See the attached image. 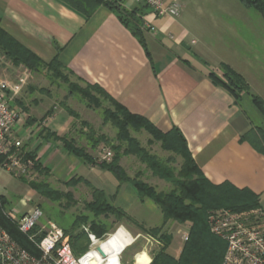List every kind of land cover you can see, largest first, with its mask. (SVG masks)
Here are the masks:
<instances>
[{"label": "crops", "instance_id": "0c3cea01", "mask_svg": "<svg viewBox=\"0 0 264 264\" xmlns=\"http://www.w3.org/2000/svg\"><path fill=\"white\" fill-rule=\"evenodd\" d=\"M225 1L179 0L182 14L174 20L157 17L139 0H122L126 9L141 11L150 56L131 29L105 6L87 18L59 0H0V26L36 55L58 57L76 80L98 86L163 133L179 129L210 183L250 190L259 196L264 213V154L245 137L253 126L231 94L209 78L222 65L254 77L255 59L260 57L256 53L264 48V22L239 0L233 8ZM48 123L61 137L69 133L73 117L61 110ZM19 128V139H29L28 131ZM26 145L36 150L37 160L51 175L59 163L81 162L55 141ZM58 158L60 162L54 163ZM51 164L56 166L51 169ZM85 165L91 171L98 168ZM119 190L130 193L129 200L125 196L114 203L130 219L125 220L140 230L163 224L162 216L160 225L145 227L141 222H152L158 205L141 199L132 185ZM145 206L148 216L142 210Z\"/></svg>", "mask_w": 264, "mask_h": 264}, {"label": "rangeland", "instance_id": "374dc122", "mask_svg": "<svg viewBox=\"0 0 264 264\" xmlns=\"http://www.w3.org/2000/svg\"><path fill=\"white\" fill-rule=\"evenodd\" d=\"M236 2L239 1H225L231 8L234 7L233 4L235 5ZM252 12L255 14L257 21L259 20L257 18H260L264 22L260 14ZM130 22L133 24L132 21ZM257 48L256 46L255 51L258 50ZM259 50L260 52H255L260 56V59H255L256 71L252 79L246 78L228 67L242 77L245 88L248 90L240 92V97L235 98L237 105L247 119L250 120L253 130L261 129L264 131V116L253 103L255 98L264 102V95L261 94L263 93L262 90H264V48L259 47ZM38 58L39 60L35 62L37 71L31 72L21 65L13 64L5 54V51L0 48V79L10 84L11 89L8 91V95L13 98V106L19 112L23 131H26V133L28 131L27 135H30L29 139L27 137L23 138V145L25 144L24 146H26L24 150L31 153L35 152L30 148L28 149L26 145L31 144V141L43 143L54 141L55 139L52 135L54 133L49 128L48 122L55 113L70 109L76 117H73V125L69 133L61 137L68 138V140L75 138L79 145L88 147L86 134L94 131L96 138L105 136L110 141L109 144L101 143L94 150L88 148V151L96 158V166H98L99 160L100 163H110L114 156L112 146L118 145L117 130L111 123L106 122L105 112H115V107L97 91L76 80L63 66H52L55 57L38 56ZM213 74L221 82L229 84V80L226 77V68L220 66L219 69L213 71ZM130 134L132 138L140 143L141 147L160 159L168 168L175 171V176H178L184 164L181 156L164 150L162 142L155 140L143 129H130ZM14 151L16 152V149ZM108 152L111 153V157L103 160V157ZM7 161L8 158H2L1 163ZM58 162H60V158L56 159L54 163ZM119 165L131 177L141 173L140 181L153 186L158 192L170 193L175 188L172 182L154 176L147 165L143 164L135 156L123 157ZM55 166V164L49 165L51 169ZM58 168L54 175L47 172L38 174L32 170L30 174L23 176H16L15 173L0 169V196L8 202V208L3 211L4 217L7 218L6 215L9 214L22 217L36 209H40L42 216L31 233L38 240L52 230L62 229L69 238L70 243L73 244L75 252L82 255L91 248V236L97 239L120 236L127 245L120 256L121 264H138L137 256L141 253H146V259L141 264H152L157 255L162 252L164 245L161 240L151 239L133 223L125 219L118 221L112 214L95 217L86 209L87 204L93 201L91 187L84 183H79L76 186L66 185L67 181H70L75 176H80L88 179L95 188L104 189L106 194L113 198L114 203L119 199L125 198V196L129 200V191L125 193L122 190L119 193V185L115 176L110 172L102 171L99 167L96 171H91L89 166L81 162L72 166L69 163H59ZM31 183L48 185L50 190L63 194V197L57 200L43 197L37 190L32 188ZM138 202L139 206H141V201ZM222 209L226 210L221 207L215 210ZM142 210L147 216L149 215V207L145 206ZM215 210L213 209V211ZM151 215L150 221L152 222H141L145 227H155L162 223V214L159 209ZM82 217H87L88 223L75 226L76 220ZM92 221H97V223L101 224L106 223L110 227L109 233L106 234L109 237H97L91 229L90 223ZM189 228L190 223H173L172 226L168 224L163 229V232L164 230H170L174 234L173 241L166 250L168 254L175 258L180 257L183 246L189 238Z\"/></svg>", "mask_w": 264, "mask_h": 264}, {"label": "trees", "instance_id": "16d2710c", "mask_svg": "<svg viewBox=\"0 0 264 264\" xmlns=\"http://www.w3.org/2000/svg\"><path fill=\"white\" fill-rule=\"evenodd\" d=\"M69 6L71 9L90 17L100 7L105 6L114 11L118 18L139 38L144 48L148 52L145 38L144 28L142 25L141 11L128 10L124 8L122 0H59ZM240 3L248 10L257 12L264 20V0H239ZM147 6V5H146ZM125 9V10H123ZM132 21L133 24L130 22ZM0 48L5 51L7 57L15 65H21L31 72H36L35 62L39 60L38 56L22 45L18 40L11 36L0 26ZM52 66L62 67L59 58L55 57ZM226 68V77L229 84L221 82L211 72L209 78L216 86L226 89L231 96L235 98L240 97V92L248 91L245 88L244 80L241 76L234 73L228 66L222 65ZM90 89H94L107 99L115 107V112H105L106 122L111 123L117 130V146H112L114 151L113 159L110 163L101 162L97 167L104 171L112 173L119 183V188L125 184H131L138 193L141 199H150L158 205L162 212L163 224L160 227L146 230H141L153 239H159L163 243L162 252L157 255L152 264H222L227 244L213 235L210 231L208 218L209 213L216 208H225L235 213H258L262 212L260 206V199L255 193L247 189H238L235 186L224 183L221 185H213L210 183L201 172L196 161L194 160L187 141L181 131L173 128L168 133H163L155 125H153L147 118L130 113L123 105L112 99L104 90L98 86L87 85ZM236 102V99H235ZM256 108L264 116V102L255 98L253 100ZM237 104V102H236ZM72 117L76 115L70 110L65 109ZM132 130H145L155 140L162 142V148L171 151L183 158L184 164L178 176H175V171L168 168L160 159L151 155L146 149L141 147L140 143L132 138L130 134ZM54 141L63 145L64 151L68 156L79 160L85 164L96 166V158L89 153L88 148L94 150L110 141L105 136L96 138L94 131L86 134L88 140V147L79 145L76 139L60 137L52 134ZM253 146L264 154V131L261 129L251 130L245 136ZM26 148V146H25ZM135 156L143 164H146L148 169L154 176L172 182L175 186L170 193L158 192L153 186L141 182V173L135 177L129 176L125 170L119 165L121 159L126 156ZM26 159L34 161V171L38 174L47 172L50 174L48 168H44L39 160H37L35 152H27ZM2 160V158H1ZM22 180V179H21ZM79 183H84L91 187L93 201L87 204L86 209L89 210L95 217L101 215L112 214L118 221L129 219L127 214L117 208L114 204L113 198L109 197L103 189L95 188L90 184V181L83 177L75 176L70 181L66 182L67 186H76ZM32 188L38 193L51 200H57L63 197L61 193H55L50 190L48 185L31 183ZM187 201H190L187 203ZM216 207V208H215ZM8 208V202L0 196V226L5 229L12 238L26 251L32 255L38 256L40 252L37 247L30 241L29 237L22 234L17 226L10 220L4 217L3 211ZM87 217L78 218L74 223L75 226L88 223ZM169 223L187 224L190 223L189 238L183 246L182 253L179 258H175L167 253L170 247L174 234L170 230H164ZM91 229L97 237H103L110 231V227L104 223H97L92 221ZM76 256H80L74 250Z\"/></svg>", "mask_w": 264, "mask_h": 264}, {"label": "built area", "instance_id": "2783aa9c", "mask_svg": "<svg viewBox=\"0 0 264 264\" xmlns=\"http://www.w3.org/2000/svg\"><path fill=\"white\" fill-rule=\"evenodd\" d=\"M109 1V0H108ZM147 5L157 17L178 20L182 14L179 0H139ZM151 30L153 28L150 27ZM20 88V86H18ZM10 84L0 79V169L16 176L30 174L34 170V161L26 159L23 141L19 139L20 115L10 98ZM17 92V91H15ZM19 128V129H18ZM16 149V152L13 150ZM111 157L108 152L103 160ZM1 158L8 161L1 163ZM42 216L36 209L22 217L6 215L18 230L29 237L40 254L32 255L23 249L12 236L0 226V261L1 264H121V254L111 249L104 252L103 245L115 236L105 235L108 239L91 236L92 245L88 252L76 256L69 238L62 229H55L39 240L31 233ZM210 231L227 244L222 264H264V213H235L230 210H215L209 213ZM92 235V234H91ZM102 250L104 256L99 252Z\"/></svg>", "mask_w": 264, "mask_h": 264}, {"label": "bare ground", "instance_id": "6f19581e", "mask_svg": "<svg viewBox=\"0 0 264 264\" xmlns=\"http://www.w3.org/2000/svg\"><path fill=\"white\" fill-rule=\"evenodd\" d=\"M111 246H113V249H117L118 251L125 249L127 247L124 240L120 236H115L109 243L103 245L102 248L104 252H109ZM145 259H146V253H141L137 256V263L141 264Z\"/></svg>", "mask_w": 264, "mask_h": 264}, {"label": "water", "instance_id": "95a60500", "mask_svg": "<svg viewBox=\"0 0 264 264\" xmlns=\"http://www.w3.org/2000/svg\"><path fill=\"white\" fill-rule=\"evenodd\" d=\"M99 252L104 256V253L102 252L101 249H99ZM0 264H1V261H0Z\"/></svg>", "mask_w": 264, "mask_h": 264}]
</instances>
